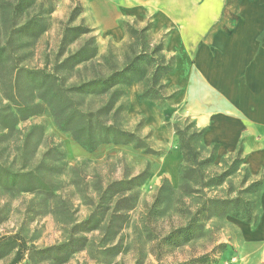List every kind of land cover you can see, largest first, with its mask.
Returning a JSON list of instances; mask_svg holds the SVG:
<instances>
[{
    "label": "rangeland",
    "instance_id": "374dc122",
    "mask_svg": "<svg viewBox=\"0 0 264 264\" xmlns=\"http://www.w3.org/2000/svg\"><path fill=\"white\" fill-rule=\"evenodd\" d=\"M79 5L82 7L81 0H36L29 14L41 11L47 28L22 48L20 64L51 68L62 55L75 51L91 36L96 45L93 64L84 68L86 64L78 65L71 82L78 80L79 75L87 77L120 67L141 46L151 50L167 35L147 20L142 24L127 22L135 28H147L140 41L130 36L126 27L123 34L111 36L101 25L78 14ZM79 24L89 27L90 32L61 43L65 28ZM166 55L167 59L175 57ZM4 80L0 70V113L7 120L0 122V165L13 172L37 175L42 182L33 179L31 190H24L21 185H0V264H8L14 256L16 244L6 242L14 235L31 247L20 264H177L190 263L201 256L207 258L205 264H235L248 258L238 227L240 217L232 214L203 219V234L189 242L176 244L165 240L207 197L234 196L240 191L251 199L255 212H260L261 186L258 191L255 190L259 188L245 190L251 178L243 163L237 166L232 155L216 157V147L205 146L197 137L195 144L201 157L214 154L204 165L205 175H226L220 184L202 187L190 182V188L183 186V160L173 127L191 130L194 122L184 105L174 103V97L153 102L154 113L168 132L167 140L160 138L159 123H154L149 110H128L127 89L121 98L127 105L124 125L145 136L156 154L144 153L132 145L114 144H102L88 152L69 132L57 128L48 108L19 118L4 95ZM143 85L137 83L138 92ZM179 91L178 86L167 84L169 95L177 92L176 96ZM143 169H148L149 175L141 185L122 195L110 188L115 181ZM92 214L98 218L96 228L81 230L77 225ZM69 239L74 252L62 262L39 251Z\"/></svg>",
    "mask_w": 264,
    "mask_h": 264
},
{
    "label": "trees",
    "instance_id": "16d2710c",
    "mask_svg": "<svg viewBox=\"0 0 264 264\" xmlns=\"http://www.w3.org/2000/svg\"><path fill=\"white\" fill-rule=\"evenodd\" d=\"M35 5L36 0H0V70L5 77L3 92L14 105L18 117L23 119L48 108L57 128L69 132L72 139L85 151L93 152L102 144H114L132 145L144 153L156 154L157 151L150 146L145 136L129 130L124 125L127 105L121 98L133 82L144 83L137 94V99L141 102L160 103L175 96L177 92L172 95L166 92L167 84L163 80L164 76L172 71L175 57H165L163 42L154 45L151 50L141 46L123 65L112 67L106 73L99 71L87 77L79 75L78 80L69 82L78 65L86 64L83 65L84 68L93 64L96 57L94 39L91 36L86 38L78 49L62 55L51 68L26 67L20 64L22 48L29 40L37 39L47 28L41 11L29 14ZM81 11L82 7L79 5L76 12L79 14ZM125 27L136 40L145 38L147 28L144 26L135 28L125 23ZM89 32L90 28L85 25L66 27L61 43H66L78 34ZM263 39L264 34L260 36V40ZM5 121L6 117L0 113V122ZM173 128L183 160L180 173L183 186L190 188V182L202 187L220 184L225 173L212 176L204 173V165L211 161L214 154L211 152L207 158H202L195 144V138L202 139L204 130L196 129L194 123L191 130L176 125ZM241 154L242 148L238 147L231 156L237 166L243 163ZM148 175V169H143L125 179L115 181L110 188H113L115 194L122 195L134 186L141 185ZM33 179L42 182L37 175L13 172L0 165L2 186L21 185L24 190H31ZM260 186H263L262 178L251 179L245 190ZM258 190L260 188L255 191ZM228 214L239 216L246 222L256 223L258 220L251 199L244 197L240 191L234 196L207 197L199 203L184 224L166 235L165 240L176 244L189 242L203 234V219ZM97 224V215L92 214L77 226L82 228L81 230H91L96 228ZM7 239V243L11 241L16 244L13 246L16 247L14 256L8 264H20L31 247H28L19 235ZM71 244L72 240L69 239L39 251L57 262H62L67 258L65 256L74 252V249L70 248ZM205 262L207 258L201 256L190 263L177 264Z\"/></svg>",
    "mask_w": 264,
    "mask_h": 264
},
{
    "label": "crops",
    "instance_id": "0c3cea01",
    "mask_svg": "<svg viewBox=\"0 0 264 264\" xmlns=\"http://www.w3.org/2000/svg\"><path fill=\"white\" fill-rule=\"evenodd\" d=\"M81 3L82 16L114 37L123 34L129 21L142 24L150 20L156 30H165L163 53L175 59L163 80L180 89L174 103L184 105L195 128L204 130L202 142L216 147V157L232 155L241 147L250 178L264 179V39L260 40L264 0ZM127 93L128 110H149L154 123H159L160 138L168 139L154 113V103L137 99V82L127 87ZM259 207L256 223L238 220L242 245L249 256L235 264H264V181Z\"/></svg>",
    "mask_w": 264,
    "mask_h": 264
}]
</instances>
